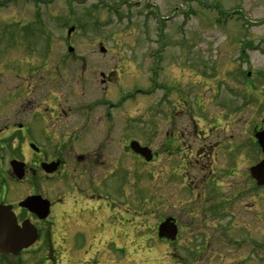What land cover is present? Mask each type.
Segmentation results:
<instances>
[{
  "label": "rangeland",
  "instance_id": "obj_1",
  "mask_svg": "<svg viewBox=\"0 0 264 264\" xmlns=\"http://www.w3.org/2000/svg\"><path fill=\"white\" fill-rule=\"evenodd\" d=\"M49 47L53 53L45 60L31 52ZM42 61L51 72L47 97L55 108L75 88H84L89 105L109 98L116 123L105 142L116 147L124 137L122 119L130 117L126 135L155 154L143 166L127 155L132 176L118 170L116 226L109 232L113 237L122 223L125 235L130 227L134 236L145 227L147 241L117 235L106 243L84 242L111 255H101L100 264H264V189L249 176L264 157L253 137L264 131V0H50L38 16L33 0L28 7L1 6L3 93L15 86L18 65L25 73ZM148 79L163 90L137 93L155 89ZM161 98L164 112L156 106ZM188 105L193 116L186 114ZM98 110L105 115L106 108ZM69 116L68 124L78 123ZM123 185L128 207L119 206ZM166 217L179 229L174 242L157 237Z\"/></svg>",
  "mask_w": 264,
  "mask_h": 264
},
{
  "label": "flooded vegetation",
  "instance_id": "obj_2",
  "mask_svg": "<svg viewBox=\"0 0 264 264\" xmlns=\"http://www.w3.org/2000/svg\"><path fill=\"white\" fill-rule=\"evenodd\" d=\"M31 1L3 0L0 7L10 2L28 7ZM36 1L33 0V5ZM35 9L34 5L33 13L38 16L40 9ZM69 48L72 47L68 46L65 54L70 56ZM51 49L49 47L44 51L41 48L42 51L31 52L41 55V59L45 60L48 54L53 53ZM18 68L21 67L18 65ZM18 68L12 78L13 83L16 81L15 86L5 93L0 88V222H8L19 229L26 228L24 235L31 237V240H27L30 241L27 248L16 253L14 247L10 248V252L0 251V264H100L101 255H111L102 250L96 252L92 248L93 244L106 243L117 235L119 240H138L144 244L147 241L145 227H138L139 234L134 235L136 238H133L130 227V233L125 235L126 225L122 223L118 231L113 230V237L109 233L113 229L110 225L116 226L115 177L118 170L124 171L126 176H132V164L127 155L134 156L140 166L149 163L130 148L134 141L126 135L130 132L126 123L130 117L122 119L124 137L115 147L111 140L105 142L111 135L114 137L111 130L116 123V116L110 112L115 110L116 104L111 99H101L96 101L97 104L89 105L81 97L84 88H75L73 96L67 99L64 95L61 97L63 106L60 104L55 108L49 101L51 98L47 97L51 89L47 76L51 72L46 62L42 61L36 67L29 66L25 73V70ZM154 74L151 71V77ZM3 76L0 72V80ZM154 81V90H163V85ZM136 92L143 93L144 97L152 93ZM128 96L123 97V102L131 99V94ZM36 99L41 101L37 103ZM163 103L164 99L161 98L156 106L164 112ZM181 104L182 109L186 102L182 101ZM171 105L173 111V103ZM98 107L106 108L104 116L100 115L102 111ZM189 108L188 105L186 114L193 116ZM73 113L78 117V123L74 126L68 124L69 115ZM95 124L102 127L97 129ZM169 124L173 130L174 123L170 121ZM193 126L195 128L194 121ZM100 137L101 142L98 141ZM154 157L152 153L151 162ZM117 161L128 163V168ZM124 188L123 185L118 193L119 206L128 207L126 201L129 197ZM26 200H29L28 208L21 206ZM132 200L139 203L138 210H141V199L135 196ZM44 201L48 202V206L43 212L41 206ZM133 221L130 219L128 222L131 224ZM89 230L97 231V236L89 237ZM178 232L177 228L176 240ZM84 242L93 244L86 248ZM66 245L73 247L74 252L66 249Z\"/></svg>",
  "mask_w": 264,
  "mask_h": 264
},
{
  "label": "water",
  "instance_id": "obj_3",
  "mask_svg": "<svg viewBox=\"0 0 264 264\" xmlns=\"http://www.w3.org/2000/svg\"><path fill=\"white\" fill-rule=\"evenodd\" d=\"M73 29L68 31L70 34ZM71 52V49L69 50ZM103 53L105 50L100 48L99 50ZM254 138L259 146L261 153L264 155V131H259L254 134ZM130 148L140 154L146 161L151 160V152L147 148H140L136 142H131ZM251 178L255 181L257 186L264 187V159L259 161L257 164L249 168ZM29 200L24 201L21 206L28 208ZM48 202L44 201L41 207L43 212L47 209ZM26 228L19 229L15 225L12 226L8 222H0V251L10 252V248L14 247V253L18 252L23 248H27L30 244L31 237L25 236ZM157 236L160 239H165L173 242L177 236V227L172 218H166L157 228Z\"/></svg>",
  "mask_w": 264,
  "mask_h": 264
}]
</instances>
